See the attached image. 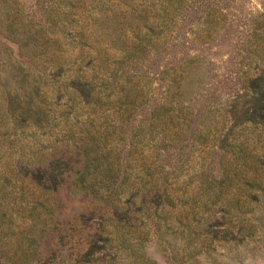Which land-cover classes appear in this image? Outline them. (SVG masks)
<instances>
[{"label": "trees", "instance_id": "1", "mask_svg": "<svg viewBox=\"0 0 264 264\" xmlns=\"http://www.w3.org/2000/svg\"><path fill=\"white\" fill-rule=\"evenodd\" d=\"M175 4L169 0L165 9L182 7ZM261 4L262 10L249 25L244 22L245 32L238 36L234 93L224 102L209 98L197 112L193 103L205 89L210 57L185 59L180 73L166 83L164 103L150 110L144 109L150 100L149 80L143 85L140 78L132 82L135 76L126 73L121 88L108 91L98 89L95 77L81 67L56 87L53 101L42 95L48 70L36 74L32 58L37 53L30 49L49 29L29 18L21 23L27 36L19 38L10 34L18 27L8 25L4 37L16 45L22 60L5 64V76L0 77V139L11 150L9 171L28 181L37 196L33 194L31 202L32 224L14 252H0V257L7 264H35L45 250L59 257L65 248L69 257L57 264H158L146 250V242L156 236L175 262L185 264L186 255H177L168 234H180L189 242L199 238V248L191 255L214 248L217 239L256 236L258 223L264 224L259 212L264 208V0ZM213 8L200 18V43L218 42L233 26L226 14L215 15ZM150 44L158 43L140 39L135 50L145 53ZM28 59L31 64L26 65L23 60ZM194 62L196 75L188 68ZM55 63L50 68V73L56 69L54 79L65 66L63 60ZM118 74L119 69L115 79ZM186 78L191 82H184ZM68 88V93L62 91ZM65 94V106L57 113L53 107ZM42 135L55 139L46 144ZM30 136L37 149L27 140ZM187 141L190 148L182 156ZM198 146L208 154L198 172L179 187L184 169L196 168L190 159ZM177 148V162L164 161V152ZM193 181L196 188L189 190ZM63 187L78 203L73 214L64 211L70 204L60 196ZM2 226L0 222L1 237L11 230ZM49 236L52 247L46 245ZM6 245L0 242V250Z\"/></svg>", "mask_w": 264, "mask_h": 264}, {"label": "rangeland", "instance_id": "2", "mask_svg": "<svg viewBox=\"0 0 264 264\" xmlns=\"http://www.w3.org/2000/svg\"><path fill=\"white\" fill-rule=\"evenodd\" d=\"M168 3L169 0H0V77L5 76V64H14L16 60H22L17 55L16 45L4 37L9 33L8 25L14 23V26L18 27L10 34L24 38L27 31L21 23H24L23 20L29 22V18H34L33 20L41 21L49 29L45 36L40 35L37 42L31 43L32 45L37 43V48L31 45L30 49L36 50L37 53L32 58V62L37 64L36 74H44L45 70H48L46 74L49 80L45 85L42 83V95L49 99L53 98V101H56L58 96L56 87L66 80L70 81L71 75L81 67L82 71L95 77L98 89L107 88L108 91L120 89L127 78L126 73L135 76L132 82L140 78L143 85L149 80L147 86L151 88L150 100L144 105V109L150 110L156 104L164 103L166 83L180 73L179 65L185 59L200 54L210 57L213 64L210 66L202 95L193 103L196 112L206 105L211 97H217V100L221 99L224 102L236 89L233 78L236 66L232 63L237 61L233 56L238 48V36L242 37L245 32L244 22L249 25L257 11L262 10V0H176L175 5L180 3L182 7L167 11L165 6ZM208 7L215 8V15L226 14L231 20L230 23H233V26L228 27V35L222 36L218 42L210 45L197 40L201 34L199 32L204 29L199 25L200 18L205 15ZM19 10L26 18L18 13ZM49 19L56 21L52 23ZM140 39H149L151 43L158 44L156 46L150 44L145 53H139L135 48L139 45ZM161 41H165V44L163 45ZM11 53L13 56L9 61L7 57ZM62 60L65 62L64 70L60 77L54 79L51 74L56 72V69L50 73V68L56 65L55 61ZM23 61L26 65L31 64L29 59ZM196 64L197 62L190 65L188 63V68L193 74ZM117 69L119 74L115 79ZM165 71L167 72L164 73ZM51 80H54L53 83ZM183 81L191 82V78ZM3 90V86L0 85V95ZM70 90L68 88L62 91L68 93ZM66 99L67 94L63 96L58 106L53 107L59 111L57 113L65 106ZM41 139L48 144L55 138L42 135ZM27 140L33 149H37L38 144L34 137L30 136ZM190 144V141L186 142L187 147L183 150L182 156L184 152L189 151ZM177 151L178 148L171 150L170 154L164 152V161L175 164ZM10 152L8 144L0 139V222L3 223L2 230L11 227V230L3 231L2 237L0 236L1 243L7 241L5 250L1 249L0 252L6 253L8 250L10 253L14 252L28 226L32 224L31 202L33 194L37 196V193L31 190L28 181L23 182L9 171ZM207 154L208 150H202L200 146L192 148L190 160L196 168L190 172L184 169V176L178 183L179 187L183 185V181H189L192 178L190 176L198 172L200 162ZM214 167L218 171L217 161L214 162ZM195 188L196 184L193 181L188 189ZM22 192L25 198L20 199ZM67 193L68 190L63 187L60 196L68 199L70 204L64 210L66 215L73 214L78 205ZM259 212L264 214V208ZM258 224V234L254 237L243 240L231 236L217 239L214 248L193 255L189 253L199 248L201 241L199 238L189 242L180 234L170 233L167 236L176 243L177 255H186L185 264H264V224L260 222ZM216 228L222 229L220 226ZM87 233L85 230L82 237L86 238ZM155 238L156 236H153L146 242L148 255L158 264H179L174 261L173 253L163 249ZM46 239V245L52 247L51 236ZM55 256L51 251L45 250L35 264H57L69 257L65 248L59 257ZM0 264L7 262L0 257ZM82 264L86 262L83 261Z\"/></svg>", "mask_w": 264, "mask_h": 264}]
</instances>
